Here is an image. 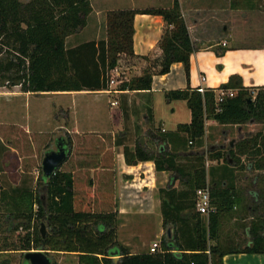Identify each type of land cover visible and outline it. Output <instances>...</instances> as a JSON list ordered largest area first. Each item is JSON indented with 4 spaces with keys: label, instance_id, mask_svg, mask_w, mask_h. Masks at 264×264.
<instances>
[{
    "label": "trees",
    "instance_id": "1",
    "mask_svg": "<svg viewBox=\"0 0 264 264\" xmlns=\"http://www.w3.org/2000/svg\"><path fill=\"white\" fill-rule=\"evenodd\" d=\"M91 11L90 0H29L25 4L0 0V88L19 86L22 93L33 94L100 92L116 83L118 92H147L153 77L167 74L174 63H181L189 78L190 56L195 48L177 1L166 10L109 12L107 39L67 48L66 39L85 28ZM137 13L162 17L164 29L158 53L134 54L133 18ZM226 50L221 48L216 55ZM122 58L133 72L119 71ZM218 90H232L234 95L217 103V90L200 92L187 87L165 92L167 102H186L191 119L177 125L173 132L150 130L149 141L156 152L139 143L129 148L110 133L73 134L66 139L68 157L49 179L41 172V194L26 179L9 190H0V218L13 225L12 233L21 231L19 245L1 249L0 254L42 248L47 253H74L79 264H223V257L230 253L263 254L264 238H254L241 250L222 247L217 238L221 215L236 204V170L264 173V129L247 136L240 132L225 154L217 150L205 153L203 148L208 120L221 126L242 127L251 122L264 126V88L244 87L239 76H230ZM254 90L255 95L251 93ZM146 114L151 122L150 108ZM122 115L125 118L124 110ZM121 145L126 165L152 161L156 172L172 174L158 196L163 226L172 224L174 237L167 241L163 236L153 254H130L116 242L117 211H93L86 197V192L92 191L105 201L107 193L98 191V183L85 179L86 175L83 178L67 171L65 165L75 167L76 159L96 161V167L104 170L99 175L101 187L107 189L112 184L109 169L113 147ZM207 160L222 162L207 169ZM206 187L210 210L201 215L196 211V192ZM108 194L110 202L112 196ZM259 195L264 200V192ZM41 223L48 228L44 238L37 231Z\"/></svg>",
    "mask_w": 264,
    "mask_h": 264
},
{
    "label": "crops",
    "instance_id": "2",
    "mask_svg": "<svg viewBox=\"0 0 264 264\" xmlns=\"http://www.w3.org/2000/svg\"><path fill=\"white\" fill-rule=\"evenodd\" d=\"M119 1L124 4L123 7L114 6L111 0H90L92 11L87 17L86 27L89 20L100 21L109 12L166 10L173 6L174 1H177L195 48L190 56L189 78L187 79L185 76L183 65L174 63L167 74L153 77L151 89L147 92H118L115 91L113 86H110L108 91L100 92L50 93L58 97V107L62 120L59 123L61 130L71 131L73 134L82 132L110 133L113 139L122 140L129 148L132 147L131 139L134 136L137 141L143 138L144 148L150 149V146L153 145L150 144L148 139V132L152 129L170 132L163 123L169 115L185 118L184 123H176L171 131H174L179 124L189 123L191 119L186 102H167L164 97L165 92L183 90L187 87L203 91L206 89L218 90L228 82L230 76H239L244 87L264 88V48L229 47L226 48L227 50L223 55L218 56L216 51H220L221 47L227 44V41L219 38L215 40L216 43L205 45L210 41L209 36L204 34L202 37H193L195 27L199 24V20L192 17L193 14L200 16V13L203 12L226 13L228 10L226 5H231L232 0ZM218 5L217 9H210L212 6ZM133 28L134 54L136 56H147L151 53H158L157 44L164 29L162 17L137 13L133 18ZM83 30L84 28L78 33H82ZM222 30L224 34L226 29L222 27ZM75 35L66 39L67 48L75 47L83 42L100 40L97 39L99 34L94 33V37L97 38L71 41L70 39H73ZM113 108L117 109L114 110ZM149 108L152 112L151 122H148L146 114ZM186 108L188 112H186ZM122 110L126 113L125 118L122 115ZM68 125L71 127L70 130L67 128ZM240 132H242L241 128L238 129V134ZM122 148L123 145L113 147L112 167L109 169V172L111 171L110 175H112L110 176L112 184L107 189H103V185L101 187L102 179L99 175L100 171L103 173L104 170L96 167V161L89 163L88 161L76 159L73 162L75 163L73 168H71L72 164H64L69 167L67 171L77 174V176H83V178L86 175L85 179H91L98 183V191L107 193L104 196V201L102 197H95L94 192L90 190V193L86 192L87 202L90 199V207L93 211H117L118 219L121 220L117 231L118 236L120 232L126 230V233L132 239L134 230L149 228L153 229L154 238L160 240L164 229L158 191L168 186L172 174L165 171L156 172L152 161L139 162L132 166L126 165ZM238 179L245 183H237ZM233 184L236 192L234 208L237 210L241 204L243 208L239 209L248 212L250 222L249 226L243 230L242 240H244L241 242L240 247L234 249L241 250L251 245L254 238H264V200L259 195V192H264V173L248 172L242 175L241 178H238L235 174ZM175 187H178L177 183H175ZM108 193H111L112 196L110 202ZM155 242L154 240L151 243L150 248ZM121 246L127 249L130 254L148 252L143 241L139 245H133L122 240ZM135 246L139 252L135 251ZM51 253L63 254L62 252ZM222 262L223 264H264V253H230L223 257Z\"/></svg>",
    "mask_w": 264,
    "mask_h": 264
},
{
    "label": "rangeland",
    "instance_id": "3",
    "mask_svg": "<svg viewBox=\"0 0 264 264\" xmlns=\"http://www.w3.org/2000/svg\"><path fill=\"white\" fill-rule=\"evenodd\" d=\"M18 1L25 4L29 0ZM111 2L116 7L124 5L119 0H111ZM218 7L219 5L212 6L210 9H217ZM226 9H228L227 12L221 14H214L213 12H203L200 13V16L193 14L192 17L199 20L193 37H202L206 34L209 36L210 41L205 43V45L214 44L216 43L215 40L219 38L220 40L227 41V44L221 47L222 49L229 47L264 48V0H232L231 5H226ZM107 14L100 21L89 20L88 26H85L86 28H84L83 32L76 33L73 39L70 40L85 41L97 37L100 40L107 39L110 28ZM222 27L226 29L224 34ZM94 33H98L99 35L94 37ZM71 44L74 45L72 42ZM119 66V71L126 74L134 71V69H129L128 63L124 58L120 60ZM111 86L116 88V83L111 84ZM251 93L255 95L256 92L254 90ZM58 103V97L50 93H22L19 86L0 88V190H9L26 179L30 182L31 187L34 188V191L37 194H41L42 182L40 181V174L44 153L54 149V140L56 138L68 139L73 137L71 131L67 132L59 128V123L62 120ZM113 109L116 110L117 108ZM185 110L188 112L187 108ZM184 119L182 116L171 117L169 115L163 123L166 129L173 132L171 130L175 127L176 123H184ZM10 126H16L17 130ZM67 128L70 130L71 127L68 125ZM239 128L242 129V135L247 136L250 131L256 133L264 129V126L260 124H255L254 126L253 124H246L242 127L221 126L214 121H206L204 136L205 153H208L210 150H217L225 154L228 148L233 147L239 139ZM86 133L89 132L79 134L83 135ZM44 134H46V137L43 139L42 136ZM124 139L126 140V138ZM80 140L82 141L83 138H78V141ZM231 142H233L232 146H230ZM137 143L139 141L133 136L131 148H134ZM150 148L154 152L157 151L154 146H150ZM242 159L243 163L246 164L247 160L245 157ZM221 162L207 160L205 166L208 169L209 167L221 164ZM248 172L245 169L238 168L235 174H237L238 178H241L242 175ZM208 183L211 182L208 180ZM237 183L242 184L245 182L238 179ZM239 190L237 191L240 192ZM241 207V204L237 210L233 207L220 217L217 242L222 247L238 249L244 240H242V233L244 228L249 226L250 222L248 212L246 210L241 211L239 209ZM243 219L244 221L242 222ZM120 221L118 219L117 231ZM12 226L4 218H0V250L11 249L19 245L18 237L21 235V231L12 233ZM39 229L40 225L37 228L38 233ZM163 229L164 236V226ZM152 230L149 228L136 229L133 233L134 237H131L132 239H130L125 230L120 232L119 236H116V242L121 246L122 240L128 241L133 245H139L143 241L149 252L151 243L155 240L159 244L163 237L160 240L155 239ZM47 231L48 228L46 227ZM134 249L139 252L136 246ZM47 256L52 260L53 264H79L75 254L48 252ZM23 262L22 252L6 251L0 254V263L23 264Z\"/></svg>",
    "mask_w": 264,
    "mask_h": 264
},
{
    "label": "water",
    "instance_id": "4",
    "mask_svg": "<svg viewBox=\"0 0 264 264\" xmlns=\"http://www.w3.org/2000/svg\"><path fill=\"white\" fill-rule=\"evenodd\" d=\"M252 123V122H251ZM57 141L56 149L54 144V149L48 150L44 153V156L41 161V172L42 176L45 179H49L53 176L55 171L60 168L63 162L67 159L69 149L66 139L58 137L54 140ZM139 144L144 148V139H139ZM233 145V142L230 143V146ZM39 233L42 238L46 234V225L44 223L40 224ZM165 239L167 241H172L174 237V226L169 224L165 227ZM47 252L42 248L35 251H27L23 253V260L28 264H53L52 260L47 256Z\"/></svg>",
    "mask_w": 264,
    "mask_h": 264
},
{
    "label": "built area",
    "instance_id": "5",
    "mask_svg": "<svg viewBox=\"0 0 264 264\" xmlns=\"http://www.w3.org/2000/svg\"><path fill=\"white\" fill-rule=\"evenodd\" d=\"M200 92H203V90H199ZM217 103L222 102L225 98H230L234 95V92L232 90H217ZM210 192L209 188L206 187L204 189H200L196 192V211L201 215H207L210 210ZM159 249L158 243H153L151 248L149 249V253H155Z\"/></svg>",
    "mask_w": 264,
    "mask_h": 264
},
{
    "label": "flooded vegetation",
    "instance_id": "6",
    "mask_svg": "<svg viewBox=\"0 0 264 264\" xmlns=\"http://www.w3.org/2000/svg\"><path fill=\"white\" fill-rule=\"evenodd\" d=\"M57 141H55V149H56Z\"/></svg>",
    "mask_w": 264,
    "mask_h": 264
}]
</instances>
